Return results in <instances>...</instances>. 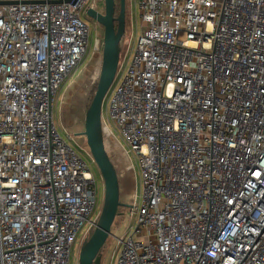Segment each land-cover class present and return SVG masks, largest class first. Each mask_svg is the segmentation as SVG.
Wrapping results in <instances>:
<instances>
[{"label":"built area","instance_id":"1","mask_svg":"<svg viewBox=\"0 0 264 264\" xmlns=\"http://www.w3.org/2000/svg\"><path fill=\"white\" fill-rule=\"evenodd\" d=\"M89 7L0 0V264H69L79 229L95 226L88 147L52 118L59 86L101 49ZM138 8L101 114L142 192L126 235L111 226L115 264H264V0Z\"/></svg>","mask_w":264,"mask_h":264},{"label":"rangeland","instance_id":"2","mask_svg":"<svg viewBox=\"0 0 264 264\" xmlns=\"http://www.w3.org/2000/svg\"><path fill=\"white\" fill-rule=\"evenodd\" d=\"M98 1L99 0H95L96 3ZM83 19L89 23L93 35H98L102 43L103 26L97 22H91L86 15L83 16ZM140 31L141 19L139 15L138 0H125V31L119 43L120 56L124 53V50L126 51L127 44L128 48L130 47V55L134 53ZM100 67L101 49L100 51H94L93 46H91L79 61L73 72L64 79L57 89L53 104L52 118L60 134L65 139H67L68 135L73 137L74 141L77 140V143L81 144L84 149H87L84 139L85 137L77 135V133L82 128L80 118L81 116H84L85 110L94 94ZM112 130L116 141H108L105 143V148L117 174L118 172L122 173V176L118 177L120 189L119 200L127 204L130 199L134 197L135 205L140 206L142 203V192L139 188L138 178L136 177L135 160L133 156H129L126 153V145L118 136L115 128H112ZM81 155L87 159L95 179L96 205L92 217L96 218L99 215L102 205L104 184L99 170L90 155H87L86 153H81ZM131 162L134 164L135 168L126 170L125 166L129 165ZM117 212L118 214L114 218L112 230L116 227L115 235L117 237H124L128 226L134 222V218L130 215V207L120 206L118 207ZM86 230L87 225L83 224L79 229L76 242L73 245L74 252L69 264H78L80 245L82 241L91 234L93 228L87 232ZM114 249L115 251L111 264H115L120 246L115 248V240L108 236L100 249L101 264H108L110 254Z\"/></svg>","mask_w":264,"mask_h":264},{"label":"water","instance_id":"3","mask_svg":"<svg viewBox=\"0 0 264 264\" xmlns=\"http://www.w3.org/2000/svg\"><path fill=\"white\" fill-rule=\"evenodd\" d=\"M86 15L103 26L101 67L95 92L84 113V128L77 135L85 137L90 156L102 177L104 189L93 231L80 245L78 264H101L100 249L110 233L118 207L131 206L119 200L117 171L105 148L101 129L103 101L117 70L119 43L125 31V0H119V12L116 15L115 0H103V12L87 8Z\"/></svg>","mask_w":264,"mask_h":264},{"label":"flooded vegetation","instance_id":"4","mask_svg":"<svg viewBox=\"0 0 264 264\" xmlns=\"http://www.w3.org/2000/svg\"><path fill=\"white\" fill-rule=\"evenodd\" d=\"M117 0H115V2H116ZM102 5H103V1L102 0H99L98 2H97V6H98V8H93V9H95V10H97V11H99V12H103L102 10H103V7H102ZM99 6H100V8H99ZM87 10V9H86ZM87 16V15H86ZM89 18V17H88ZM89 20L91 21V22H96V21H94V20H92V19H90L89 18Z\"/></svg>","mask_w":264,"mask_h":264},{"label":"trees","instance_id":"5","mask_svg":"<svg viewBox=\"0 0 264 264\" xmlns=\"http://www.w3.org/2000/svg\"><path fill=\"white\" fill-rule=\"evenodd\" d=\"M102 7H103V5H102ZM118 12H119V0H117L116 2H115V15L116 14H118ZM96 89V88H95ZM94 92H95V90H94ZM92 233V232H91Z\"/></svg>","mask_w":264,"mask_h":264},{"label":"crops","instance_id":"6","mask_svg":"<svg viewBox=\"0 0 264 264\" xmlns=\"http://www.w3.org/2000/svg\"><path fill=\"white\" fill-rule=\"evenodd\" d=\"M114 141H116V139H114Z\"/></svg>","mask_w":264,"mask_h":264}]
</instances>
